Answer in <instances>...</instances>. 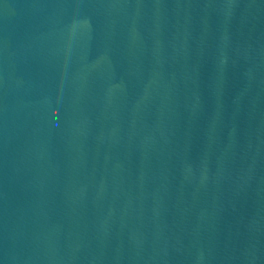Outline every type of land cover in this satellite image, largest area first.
Wrapping results in <instances>:
<instances>
[{
	"label": "water",
	"instance_id": "1",
	"mask_svg": "<svg viewBox=\"0 0 264 264\" xmlns=\"http://www.w3.org/2000/svg\"><path fill=\"white\" fill-rule=\"evenodd\" d=\"M0 264H264V0H0Z\"/></svg>",
	"mask_w": 264,
	"mask_h": 264
}]
</instances>
